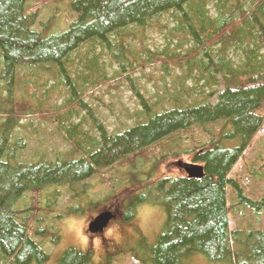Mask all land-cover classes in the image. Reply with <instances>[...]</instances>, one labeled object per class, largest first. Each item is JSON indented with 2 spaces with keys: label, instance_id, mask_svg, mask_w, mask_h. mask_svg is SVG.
<instances>
[{
  "label": "trees",
  "instance_id": "obj_1",
  "mask_svg": "<svg viewBox=\"0 0 264 264\" xmlns=\"http://www.w3.org/2000/svg\"><path fill=\"white\" fill-rule=\"evenodd\" d=\"M70 5L74 19L65 30L53 32L48 24L36 29L40 11H30L28 0H0V264L49 260L43 241L30 235L61 237L60 228L48 226L49 196L45 206L38 197L48 188L60 185L76 192L100 169L117 166L119 181L123 177L117 172L124 167L130 170L128 180L133 171L147 178L153 164L182 152L203 165L205 175L193 178L183 171L160 177L145 184L137 199L166 211L153 247L154 264H182L198 254L223 264H264V229H233L226 192L231 185L237 195L232 206L264 208V195L249 197L238 176L231 175L264 127V115L258 112L264 107V0H73ZM165 15L170 18L165 27L178 37V46L168 44L164 51L145 47V52L148 61H161L168 74L174 64L183 75L150 104L137 92L144 108L132 124L111 131L100 119L92 118L90 125L78 121L73 105L84 104L93 93L89 86L105 77L106 48L124 67L133 66L139 58L129 39L145 45L137 32ZM170 20L176 22L172 28ZM50 81L65 98L63 104L46 102L52 96L45 88ZM30 85L41 92L31 105L24 103ZM30 115L53 123L69 148L54 159L42 152L21 160L24 138L15 140L13 132L34 126L33 118L22 122ZM216 124L218 131L212 127ZM185 133H190L191 147H167L179 144ZM28 192L30 203L17 207ZM112 211L121 213L119 206ZM88 260L89 253L71 249L62 264Z\"/></svg>",
  "mask_w": 264,
  "mask_h": 264
},
{
  "label": "rangeland",
  "instance_id": "obj_2",
  "mask_svg": "<svg viewBox=\"0 0 264 264\" xmlns=\"http://www.w3.org/2000/svg\"><path fill=\"white\" fill-rule=\"evenodd\" d=\"M70 1L73 0H63L60 3L56 0H28L30 11H40L36 29L48 24L53 32L65 30L75 15ZM169 19L165 15L160 19L161 22L156 21L142 32H137L141 40L145 41V45L142 41L129 39L135 44L136 59L139 58V61H133V66L124 67L118 61L117 56L106 48L107 55L102 58L105 62V77L89 86V88L93 86L91 89L93 93L85 97L84 104L73 105L75 111L78 110L80 113L77 117L78 121L82 120L90 125L89 120L92 118L100 119V123L111 131L116 130L120 125L132 124L136 121L134 114L144 108L137 92L143 96L147 104H150L158 99V96L164 95L166 88L172 86L174 80L178 81L177 78L183 75L182 68L172 64L171 72L168 74L161 61H148L150 54L145 52V47L152 51H164L168 44L171 48L178 46V37L165 27ZM170 24L172 28L176 22L170 20ZM187 46L189 45L186 44L185 47ZM43 83H45L44 80ZM188 84L192 85V80ZM52 85L53 81H50L45 87L48 89L47 95L52 92L50 101L46 102L53 106L55 103L63 104L65 98L60 94L61 91L57 88L53 90ZM28 92L30 95L25 98L24 103L31 105L41 98L40 90L34 85L29 86ZM32 94L36 96L29 99ZM14 100L18 102L15 98ZM70 100L74 101L72 98ZM68 107L71 106L68 105ZM15 108L18 110L17 106ZM90 108L95 110L92 115L89 113ZM63 109L60 110L65 111ZM258 112L264 115V107ZM29 118H33L34 126H29L28 129L18 127L13 132L15 140L17 136L24 138L25 146L19 149L21 160L29 159L30 161L42 152H46L50 159H54L56 153L69 148L53 123L47 122L43 116L31 115L22 122L27 124L30 121ZM212 127L216 131L220 129L219 124L212 125ZM229 131L230 129L226 130V132ZM97 132L93 131V134L100 136ZM196 132L203 140L208 139L203 128H198ZM189 134L185 133L179 144L171 142L172 144L167 147L171 146L172 149L177 150L176 145H179L180 151L191 147L192 138ZM233 142L231 139L227 140L229 146ZM183 153L167 156L166 160L153 164L149 168L147 178L140 176V172L133 171L132 179L128 180L130 170L124 167L117 172V175L121 174L123 177V180L119 181L115 175L118 166L113 170L102 168L85 181L86 186L79 187L76 192L69 190L67 186L54 185L40 193L38 197L42 206L48 203L47 196L50 199L51 211L46 217L50 222L48 226L55 229L60 228L61 236L58 241H54L51 234L43 237V234L30 233L36 240L43 241L44 249L50 256L48 261L41 264H62L63 256L71 249L89 253L87 264H154L153 247L157 244L159 234L165 225L166 211L163 206L149 202L138 203L137 199L145 191V184L163 176H180L186 166L196 164L192 155ZM148 162L145 163L143 169L147 167ZM262 164H264V127L231 171V175L238 176L246 195L254 199L264 195ZM226 192L228 204L231 206L229 215L233 229H264V208L232 206L237 200V195L231 185L227 186ZM31 196L32 193L28 192L26 197L19 201L17 207L29 204ZM118 206L121 213L119 212L111 220L104 232H90V223L101 212L115 211V207ZM43 233L46 234V231ZM31 264L39 263L33 261ZM182 264L223 263L211 261L205 255L198 254L185 257Z\"/></svg>",
  "mask_w": 264,
  "mask_h": 264
},
{
  "label": "water",
  "instance_id": "obj_3",
  "mask_svg": "<svg viewBox=\"0 0 264 264\" xmlns=\"http://www.w3.org/2000/svg\"><path fill=\"white\" fill-rule=\"evenodd\" d=\"M185 171L188 176L193 178H202L205 175L204 166L200 164L188 165L185 167ZM114 218V215L110 211H104L100 213L89 226L91 232L103 231L104 228L109 224L111 219Z\"/></svg>",
  "mask_w": 264,
  "mask_h": 264
},
{
  "label": "flooded vegetation",
  "instance_id": "obj_4",
  "mask_svg": "<svg viewBox=\"0 0 264 264\" xmlns=\"http://www.w3.org/2000/svg\"><path fill=\"white\" fill-rule=\"evenodd\" d=\"M115 216H116V214H115ZM104 232V231H103ZM100 233H102V232H100ZM102 235V234H101Z\"/></svg>",
  "mask_w": 264,
  "mask_h": 264
}]
</instances>
